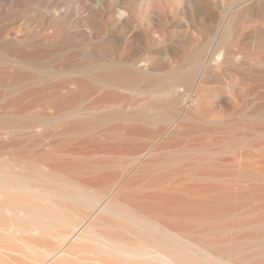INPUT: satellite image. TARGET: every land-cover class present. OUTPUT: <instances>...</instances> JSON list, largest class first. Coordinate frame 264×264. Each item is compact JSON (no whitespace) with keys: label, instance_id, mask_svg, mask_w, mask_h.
<instances>
[{"label":"rangeland","instance_id":"rangeland-1","mask_svg":"<svg viewBox=\"0 0 264 264\" xmlns=\"http://www.w3.org/2000/svg\"><path fill=\"white\" fill-rule=\"evenodd\" d=\"M231 19L237 21L229 23ZM234 36L240 38V46L246 47L242 51L244 57L235 67L231 63L216 66L202 77L201 65L195 54L200 50L202 57L213 54L221 46V39L229 42L228 47L229 40ZM0 61V69L7 75L16 70L20 72V81L12 83V86L6 81L0 84V131L11 130L21 139L43 131L59 133L66 130L65 135L56 136V139L75 140L82 151L89 153L96 149L100 141H108L102 133L118 131L125 134L127 125L131 123L130 117H142L143 110L155 115L181 109L178 114H183L177 119L169 117L168 121H159V124L156 121H141L149 129L164 126L166 131L155 141L151 152L143 157L138 165L140 167L149 164L163 142L181 124L200 125L201 129H205L201 133L208 137L204 140H211L209 147L198 153L199 157L194 154L199 159L202 155L210 159L215 153L218 155L213 158H219L226 154L228 145L240 140L251 143L264 133V127H259L261 124L264 126V111L255 113L257 108H264V74L260 79L252 74L255 69L264 70V0H0ZM194 68L197 71L186 84L191 86L197 82L193 89L195 95L181 97L170 93L175 82V78L170 76L181 73V69L188 71ZM117 70H128L137 76L118 85L112 78H107ZM77 79L92 83L93 89L63 107L50 105L46 112L52 117L48 120L33 121L34 113L49 104L43 103L44 106L34 108L30 107L32 100L37 101L40 95L56 91L49 89L54 85H60L59 91L64 95L69 91L78 93L81 90L73 82ZM20 96L27 98L19 103ZM170 99H174L175 104L170 103ZM232 103L235 106L232 107ZM202 104H207L209 108L208 120L198 112ZM214 120L215 123L212 122ZM22 125H29L32 131L28 128L20 130ZM211 126L214 127L209 129ZM10 136L2 138L7 140ZM213 147H216L215 151ZM208 148L213 150L206 153ZM88 153L86 156L82 154L84 157L80 155L85 162L93 160L87 157ZM83 158H79V166V161L85 164ZM98 158H94L93 165L97 166ZM74 161L73 164L72 161L68 163L74 167L70 165L65 171L52 167L43 159L19 156L14 151L0 149V172H25L47 187L63 188L79 184L84 179V175L80 177L84 172L92 174L96 171L97 167L92 168L90 163L91 167L83 165L85 168L80 166L78 169V165H74L77 164L76 159ZM176 161L178 159L175 163H180ZM155 165L159 172V164ZM81 169L85 171L81 172ZM136 170L127 172L122 185ZM90 185L86 187L91 192L98 195L106 193L103 187ZM113 189L111 195L115 197L120 187ZM61 200L60 204L77 206L85 216L92 212L80 203ZM261 200L260 194L253 191L246 197H239L235 203L238 210L234 214L230 213L228 217L229 214L222 213L224 219L219 213L216 216L218 219H213L214 222L222 218L219 221L223 226L219 221L213 224L212 220L209 223V220L199 222L198 219L199 223L206 221L203 224H207L206 227L211 224L205 240L216 239L218 233L221 234L217 238L229 237L232 232L224 226L236 220H251L264 230ZM212 224L215 227L212 228ZM8 236L4 237L13 238ZM44 239L57 245L61 243L55 236ZM20 256L25 263L30 262L26 256ZM257 259L259 261L264 257L258 256Z\"/></svg>","mask_w":264,"mask_h":264},{"label":"bare ground","instance_id":"bare-ground-1","mask_svg":"<svg viewBox=\"0 0 264 264\" xmlns=\"http://www.w3.org/2000/svg\"><path fill=\"white\" fill-rule=\"evenodd\" d=\"M229 41L226 47L229 42L221 39V46L213 54L202 57L201 50L195 54L201 65L202 77L216 66L231 63L235 67L244 57L242 51L246 47L240 46V38L234 36ZM208 66L213 68L207 69ZM196 71L197 68L188 71L181 69V73L171 75L175 82L170 93H177L181 97L185 94L194 96L193 89L198 85L197 82L191 86L186 83L191 81ZM19 74L16 70L7 75L6 71L0 69V84L6 81L12 86V83L20 81ZM252 74L260 79L264 70L255 69ZM135 76L137 74L131 71L117 70L107 78H112L120 85ZM73 82L78 85L80 92L69 91V94L64 95L59 91L61 86L54 85L48 87L56 91L40 95L37 101L32 100L30 107L34 108L44 106L43 103L49 104L34 113L33 121L48 120L52 117L46 112L50 105L63 107L86 96L93 89L92 83L83 79ZM25 98L20 96L18 102ZM169 102L175 104L176 101L170 99ZM206 105H199L198 112L208 120L210 115ZM233 106L235 104L232 103ZM180 111L150 115L143 110L142 117H130L131 123L127 125L125 134L118 131L102 133L108 141H100L96 149L89 153L82 151L75 140L56 139V136L65 135L66 130L59 133L43 131L38 135H26L23 139L13 135L11 130L0 131L2 151L43 159L60 170L66 171L75 159L77 164L74 165H78L79 158L81 160L86 153L92 161L99 157L97 166L91 160L92 163H86L84 158L85 164L79 161L81 167H91L89 163L92 168L96 166V171L92 173L89 170L92 174L76 172L82 174L80 177L84 175L83 181L63 188L47 187L25 172H0V264H264V259H257L258 256L264 257V230L256 223L251 220L232 221L224 226L232 232L230 236L227 235L229 237L217 238L218 233L216 239L211 237L209 240L206 237L208 241L205 236L211 230L208 229L211 224L206 227L207 224L203 225L206 221L199 223L204 220L213 222L219 213L229 214L230 217V213L234 214L238 210L235 208L237 199L248 196L250 191L260 194L263 202L261 209L264 210V133L251 143L240 140L233 141L230 146L227 144L226 154L219 158H213L215 153L210 159L205 155L199 159L194 154L212 143L209 144V139L204 140L207 136H203L201 131L205 129L196 124H179V129L163 142L149 164L138 166L143 157L151 152L155 141L166 131L164 126L149 129L141 121H156L159 124V121H168L169 117H181L183 113L178 114ZM261 111L264 108H257L255 113ZM28 127L22 125L20 130L25 131ZM259 127L264 126L261 124ZM205 128L208 129L207 126ZM9 134V139L2 138ZM220 142L216 143L219 145ZM208 150L212 151L208 148L206 153ZM230 151L235 152L229 154ZM175 159L180 163H175ZM70 161L72 164L68 165ZM152 162L159 164V172ZM164 168L167 170L162 171ZM133 169H137L136 172L122 185L127 172ZM210 179L216 181L210 182ZM90 184L103 187L106 193L98 195L91 192L86 187ZM117 187L120 189L114 197L111 189ZM59 199L80 203V206L85 205L92 212L85 216L78 211L77 206L60 204ZM219 220L215 221L218 223ZM6 235L13 238L4 237ZM46 236H55L61 240L60 245L48 242L44 239ZM20 255L26 256L30 262L25 263Z\"/></svg>","mask_w":264,"mask_h":264}]
</instances>
